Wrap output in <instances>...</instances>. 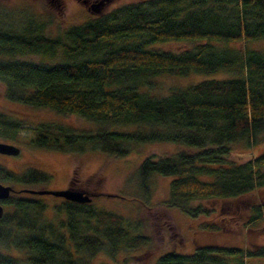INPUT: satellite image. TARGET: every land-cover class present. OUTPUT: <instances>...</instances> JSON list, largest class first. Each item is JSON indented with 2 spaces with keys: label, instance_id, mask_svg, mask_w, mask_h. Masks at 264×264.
Wrapping results in <instances>:
<instances>
[{
  "label": "trees",
  "instance_id": "1",
  "mask_svg": "<svg viewBox=\"0 0 264 264\" xmlns=\"http://www.w3.org/2000/svg\"><path fill=\"white\" fill-rule=\"evenodd\" d=\"M261 39L264 0H138L70 25L54 37L28 19L21 29L0 25L1 94L95 124L79 129L36 123L29 138L35 146L76 156L99 150L116 158L136 144L181 145L174 153L141 160L137 173L144 198L151 174L170 175L168 198L162 202L166 208L197 217L204 209L190 206L191 200L219 199L221 219L206 227L236 230L245 241L251 232L264 233V195L258 194L264 190V148L239 162L228 155L232 143L252 145L264 131V52L249 47ZM166 40L195 44L180 51L152 45ZM27 53L60 57L53 62L16 57ZM218 71L235 76L172 87L166 95L143 90L155 85L157 74ZM24 127L15 112L0 108V141L17 140ZM49 178L35 167L17 172L0 164V181L15 189H34ZM73 180L68 186L73 187ZM86 192L92 200L94 192ZM91 200H61L53 206L58 213L54 219L45 214L41 194L10 192L1 200L0 244L24 256L0 251V264H93L98 252L112 259L145 242L144 236L131 234L120 214L94 207ZM227 203L233 212L225 216ZM240 206L244 211H237ZM230 221L232 229L226 225ZM245 242L198 245L191 253L166 251L152 264H253L251 259H264L263 241Z\"/></svg>",
  "mask_w": 264,
  "mask_h": 264
},
{
  "label": "rangeland",
  "instance_id": "2",
  "mask_svg": "<svg viewBox=\"0 0 264 264\" xmlns=\"http://www.w3.org/2000/svg\"><path fill=\"white\" fill-rule=\"evenodd\" d=\"M0 0V25L21 29L28 19L34 20V25H40L42 32L54 37L70 25L80 23L110 11L119 5L138 0ZM99 3L98 10L92 5ZM194 42L186 40L157 41L155 49L180 51L190 48ZM151 45V46H152ZM249 47L264 52V39L254 41ZM22 60L53 62L60 56L50 59L38 53H27L16 56ZM235 76L232 72L218 71L214 73H195L178 75L161 73L152 77L155 85L144 88L152 94L166 95L169 88L186 86L207 78H226ZM0 108L11 110L24 122L17 140H2L16 145V154L0 153V164L9 170L20 172L26 167L38 168L50 175L49 180L42 184H34V188L59 189L67 187L73 177L71 186L93 193L91 204L120 214L131 234L145 237V242L133 250L115 253L113 258L104 251L98 252L93 258V264H152L155 257L166 251L191 253L200 245H248L245 241H263L262 230L251 232L242 241L240 233L233 230V221L226 225L231 228L217 231L206 227L215 223L221 216L219 212L221 200L195 199L188 204L201 206L204 209L197 217H191L179 208H166L163 201L168 198L170 175L151 174L147 188V199L139 186L137 168L143 158L150 154L167 155L183 148L170 142H148L136 144L131 151L122 157H106L99 150H86L79 156L73 152H64L51 148L39 147L30 143L32 125L39 122L63 123L79 129H90L95 126L90 120L70 113H60L45 106H32L24 103L6 100L0 89ZM258 140L248 145L244 140H238L230 145L231 153L228 159L239 162L251 154H257L264 148V131L257 134ZM114 195H109V194ZM264 195V190L259 191ZM47 203L45 214L54 218L58 213L53 206L61 203L64 198L52 194H41ZM229 206V203H227ZM232 203H230L231 205ZM244 211V207L237 208ZM228 210L233 212V206ZM60 214V213H59ZM61 216V214H60ZM238 217V216H237ZM226 218V217H225ZM57 223V221H54ZM254 237H249L253 235ZM0 251L22 258L24 253L14 247L6 248L0 244ZM253 264H264V259H251Z\"/></svg>",
  "mask_w": 264,
  "mask_h": 264
},
{
  "label": "water",
  "instance_id": "3",
  "mask_svg": "<svg viewBox=\"0 0 264 264\" xmlns=\"http://www.w3.org/2000/svg\"><path fill=\"white\" fill-rule=\"evenodd\" d=\"M94 4L93 9L98 10V6ZM19 152V148L9 142L6 141H0V153H6V154H16ZM12 191H27L31 193H38V194H52L56 196H60L66 200H71L75 202H89L91 200V194L87 193L85 190H80L75 187H64V188H59V189H50V188H22V189H15L13 186L10 184H5L0 181V217L3 214L4 207L3 204L1 203L2 199H6L10 192Z\"/></svg>",
  "mask_w": 264,
  "mask_h": 264
},
{
  "label": "flooded vegetation",
  "instance_id": "4",
  "mask_svg": "<svg viewBox=\"0 0 264 264\" xmlns=\"http://www.w3.org/2000/svg\"><path fill=\"white\" fill-rule=\"evenodd\" d=\"M79 1H81L82 3H87V2H89L88 0H79Z\"/></svg>",
  "mask_w": 264,
  "mask_h": 264
}]
</instances>
